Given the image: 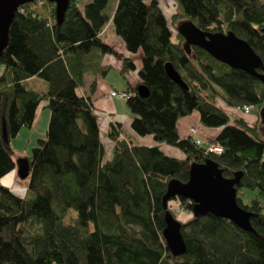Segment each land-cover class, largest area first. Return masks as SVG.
<instances>
[{
    "label": "trees",
    "instance_id": "obj_1",
    "mask_svg": "<svg viewBox=\"0 0 264 264\" xmlns=\"http://www.w3.org/2000/svg\"><path fill=\"white\" fill-rule=\"evenodd\" d=\"M37 1L19 6L0 57V264H264V138L257 126L232 118L218 104L261 108L264 85L199 46L185 48L174 28L183 19L206 31L232 30L264 64V0H170L178 11L171 17L161 0H116L113 13L112 0L84 6L70 0L61 23L55 2ZM109 22L129 52L140 51L142 64L126 98L131 130L110 123L106 136L113 153L107 159L93 101L79 88L95 52L117 54L101 36ZM168 62L186 87L168 75ZM135 68L133 58L124 59V72ZM33 77L47 81V89L31 88ZM139 84L148 87L147 97L138 94ZM43 103L51 111L47 136L28 157L30 174L20 196L1 182L17 169L10 140L34 124ZM195 111L203 126L219 128L214 142L222 146L220 153L180 135L179 120ZM147 136L157 144L143 143L140 138ZM207 159L225 177L243 173L237 201L251 212L256 232L211 213L195 217L190 199L174 197L192 214L182 224L187 252L175 256L162 232V197L170 179L186 181L191 163ZM243 188H257L263 200L244 205Z\"/></svg>",
    "mask_w": 264,
    "mask_h": 264
},
{
    "label": "water",
    "instance_id": "obj_2",
    "mask_svg": "<svg viewBox=\"0 0 264 264\" xmlns=\"http://www.w3.org/2000/svg\"><path fill=\"white\" fill-rule=\"evenodd\" d=\"M34 0H0V57L9 41V29L16 11L25 2ZM55 2L56 20L61 23L68 10L70 0H50ZM178 32L184 37V47L189 49L195 45L203 48L217 60L233 68L242 69L256 76L264 85V64L261 57L250 44L237 36L232 30L226 32H211L199 28L191 20H182L177 26ZM258 69H262L261 72ZM168 75L178 84L185 86L178 71L171 63L166 64ZM138 94L147 97L150 93L147 86L139 84ZM261 121L264 123V102L260 110ZM3 135L7 140V129L3 123ZM18 175L25 179L30 174L28 158L17 161ZM186 181L173 178L167 185L162 197L165 209V226L162 230L167 246L175 256L187 252V244L182 233L183 222L169 209V201L174 197H184L193 202L192 213L200 217L211 213L217 217L229 219L241 229L256 232L251 224V212L239 205L237 201V186L242 172H235L233 177H225L217 162L207 159L204 162H192Z\"/></svg>",
    "mask_w": 264,
    "mask_h": 264
},
{
    "label": "crops",
    "instance_id": "obj_3",
    "mask_svg": "<svg viewBox=\"0 0 264 264\" xmlns=\"http://www.w3.org/2000/svg\"><path fill=\"white\" fill-rule=\"evenodd\" d=\"M88 1L89 0H82L81 4L84 6V4L87 3ZM116 2H117L116 0L111 1L110 4L111 12L112 11L114 12V9L116 7ZM170 3H171L170 0H168L167 2L165 0L166 5ZM164 7L165 9H167V6L164 5ZM101 36L106 43L112 45L115 48L117 54L107 53L103 56H99L97 54L98 52H95L92 55V58H90L89 61H87L86 63L87 67L84 73L83 84L81 85L79 90L83 93L90 95L93 101L95 113L98 115V121L100 124V128L102 130V136H103L102 140L105 147L106 157L107 159H110L113 153L112 152L113 142L111 141V139H109L106 136V131L110 123L112 121L120 122L122 125L125 126L127 130H131L130 124L132 120V115L129 111L127 103L122 102L118 99L121 97H113L112 95H110V92L114 89L115 90L120 89L121 91H130L129 88L133 87L139 82L138 72L142 63L140 58L141 56L140 51L138 53L129 52L126 48L123 39L116 34L110 22L106 24ZM125 58L134 59L136 66L134 70H129L127 72L123 71ZM113 72L115 75L120 76L118 80H116L115 77H112ZM36 79L37 78L33 77L30 80H28V82ZM93 83L95 84V87L91 91L90 85H92ZM32 88L37 91H44V89L41 90L42 88L41 89L35 87ZM221 102H218V104L220 106H223V108L227 110V112L229 111L234 112L235 114L241 116L249 124L252 125V123L256 121L257 118H255L253 115H250V113L243 114L236 112L235 109L233 108L229 109L225 107ZM45 105L46 104L43 103L42 106L38 108L35 122H37L39 116L45 114L44 111V109L46 108ZM40 110H42V112ZM46 117L47 119L49 118L48 115ZM190 124H192V126L198 127L197 129L198 135L201 137L203 145H207L209 142L213 141L219 132V128L204 127L200 122L199 114L195 112L179 120L178 129L182 137H186L190 135V133H188ZM140 139L146 145L157 144L151 136H147ZM160 146L165 150L166 153L170 155L177 157H183L184 155L181 151L170 145L160 144ZM15 176H17L16 170L11 171L1 179V182L4 185L8 186L14 193L22 196L24 194H21V192L17 190V186L15 184L12 185L5 183L6 178L9 177L10 178L9 181H11L12 179L14 181ZM18 186H22V185L19 183Z\"/></svg>",
    "mask_w": 264,
    "mask_h": 264
},
{
    "label": "rangeland",
    "instance_id": "obj_4",
    "mask_svg": "<svg viewBox=\"0 0 264 264\" xmlns=\"http://www.w3.org/2000/svg\"><path fill=\"white\" fill-rule=\"evenodd\" d=\"M148 1V0H147ZM168 0H166L167 2ZM46 0H39L37 1V3L42 6L45 5ZM162 4H165V0H161ZM169 4H165V6H167V14L169 17H171L173 14L178 13L177 10H175L174 6L169 7ZM177 8V6H175ZM47 8L50 10H52V6L50 4H47ZM175 10V11H174ZM171 19V18H170ZM183 19H177L176 20V24H174V28L175 30L178 32L176 26H178V24L182 21ZM3 70V65L0 64V74ZM134 70V69H132ZM112 77H115L116 80L119 79L120 76H117L114 74V72L112 73ZM29 86L41 89V90H46L48 83L47 81L37 78L36 80L30 81L29 82ZM120 90V89H119ZM111 95V92H110ZM120 101L125 102L126 103V99L125 98H118ZM42 106V105H41ZM40 106V107H41ZM260 110L261 108H259L258 105H254L252 107V111L250 113V115H253L256 119L255 122L252 123V126H257V132L259 133L260 136H262L264 138V123H262L261 121V116H260ZM42 112V110H40ZM46 116L48 115L49 118L47 119V117L45 116V114L39 116L37 122H34V124L31 127L28 126H24L21 128L20 132L18 133V135L14 138H12L10 140V144L13 147V149L15 150V160L18 161L19 159L22 158H28L31 153H32V149L38 145V140L39 139H44L47 136V129H48V124H49V120H50V115H51V111L49 108H45L44 109ZM196 112V111H195ZM194 112V113H195ZM198 113V112H196ZM229 114L232 118H236L239 117V115L235 114L232 111H229ZM193 127V128H192ZM205 127V126H204ZM192 129L194 130V132H192ZM198 127L197 126H192V124H190L188 133H190L191 135H196L198 136L200 139L201 137L198 135ZM216 148V147H215ZM164 150V149H163ZM263 159H264V153H263ZM16 170L17 176H15V180L13 181V179L11 181H9V177L5 179V183L8 184H15L17 186V190L19 192H21V194H24L26 191V187L24 186L26 184L25 179H21L18 175V170ZM9 181V182H7ZM17 182V183H16ZM21 184L22 186H18V184ZM239 196L241 197V200L243 201L244 205H249L252 203V200L254 198H260L261 200H263L262 197L259 196V191L257 188L254 189H250V188H243L240 191ZM169 209L174 210L176 213V217L181 220L182 222L185 220H188L191 215V213H188L182 209H180V205L178 200H170L169 202ZM74 213V210H72ZM163 226H165V221L162 224Z\"/></svg>",
    "mask_w": 264,
    "mask_h": 264
},
{
    "label": "built area",
    "instance_id": "obj_5",
    "mask_svg": "<svg viewBox=\"0 0 264 264\" xmlns=\"http://www.w3.org/2000/svg\"><path fill=\"white\" fill-rule=\"evenodd\" d=\"M130 94L131 93L129 91H121V90H115V89L111 91V95L113 97H121V98H125V99L128 98L130 96ZM252 107H253L252 105L245 104V105L236 107L235 111L239 112V113H243V114H249L252 111ZM192 132H194L193 129H192ZM192 136H193L194 141L197 144H202V139H200L198 136H196L194 134ZM207 147H208L209 151H213V152H217V153H220L222 151V146L215 143L214 141L209 142L207 144Z\"/></svg>",
    "mask_w": 264,
    "mask_h": 264
}]
</instances>
